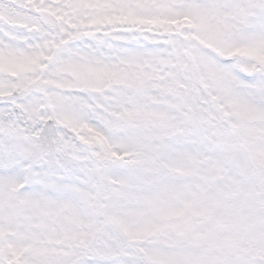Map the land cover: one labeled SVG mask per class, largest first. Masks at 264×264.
I'll list each match as a JSON object with an SVG mask.
<instances>
[{"label": "snow or ice", "instance_id": "6c2138e0", "mask_svg": "<svg viewBox=\"0 0 264 264\" xmlns=\"http://www.w3.org/2000/svg\"><path fill=\"white\" fill-rule=\"evenodd\" d=\"M0 264H264V0H0Z\"/></svg>", "mask_w": 264, "mask_h": 264}]
</instances>
